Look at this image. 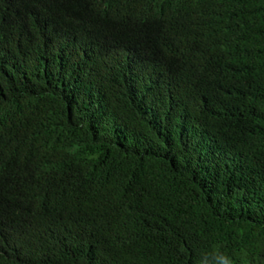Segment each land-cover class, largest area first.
I'll list each match as a JSON object with an SVG mask.
<instances>
[{
    "label": "trees",
    "instance_id": "16d2710c",
    "mask_svg": "<svg viewBox=\"0 0 264 264\" xmlns=\"http://www.w3.org/2000/svg\"><path fill=\"white\" fill-rule=\"evenodd\" d=\"M183 1L204 11L198 33L210 38L191 71L232 69L251 85L203 155L174 150L138 89L113 83L131 62L119 21L85 0H0V157L14 150L0 198L25 195L21 152L84 193L96 229L93 244L90 223H76L73 244L64 217L60 238L47 216L21 226L0 209V264H196L215 247L234 264H264V0Z\"/></svg>",
    "mask_w": 264,
    "mask_h": 264
},
{
    "label": "clouds",
    "instance_id": "9594fccd",
    "mask_svg": "<svg viewBox=\"0 0 264 264\" xmlns=\"http://www.w3.org/2000/svg\"><path fill=\"white\" fill-rule=\"evenodd\" d=\"M85 1L102 18L120 22L117 41L126 47L124 51L131 62L126 65V76L116 77L113 83L129 90L138 89L141 100L174 150L203 155L216 142L220 128L228 129L233 124L239 104L251 87L243 74L232 69L219 78L200 77L191 71L188 57L206 49L210 40L198 33L207 23L204 11L183 0H168L172 7L147 0ZM155 64L163 69V74L151 78L149 70ZM191 104H198L197 112L191 109ZM13 153L14 150L3 151L0 157V186L9 172ZM30 159L20 152L24 197L13 205L3 203L0 198V209L8 211L13 222L21 226L29 220V213L47 216L60 238L64 227L59 218L64 217L71 222L66 237L73 244L83 241L82 230L76 223L87 221L94 244L96 229L92 214L85 209L84 193L76 185L60 187L55 176L38 169L37 164L31 165ZM24 242H15L16 252L22 250ZM196 264H234V261L215 247L202 253Z\"/></svg>",
    "mask_w": 264,
    "mask_h": 264
},
{
    "label": "rangeland",
    "instance_id": "374dc122",
    "mask_svg": "<svg viewBox=\"0 0 264 264\" xmlns=\"http://www.w3.org/2000/svg\"><path fill=\"white\" fill-rule=\"evenodd\" d=\"M160 102L162 104H165V100L162 97H160ZM176 117L179 119V114H176Z\"/></svg>",
    "mask_w": 264,
    "mask_h": 264
}]
</instances>
